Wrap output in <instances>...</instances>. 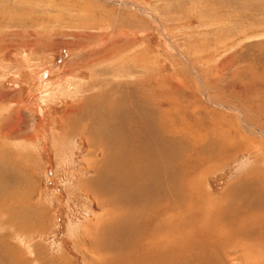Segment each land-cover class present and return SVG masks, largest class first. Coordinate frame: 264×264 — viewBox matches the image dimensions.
Masks as SVG:
<instances>
[{"label":"rangeland","instance_id":"obj_1","mask_svg":"<svg viewBox=\"0 0 264 264\" xmlns=\"http://www.w3.org/2000/svg\"><path fill=\"white\" fill-rule=\"evenodd\" d=\"M145 77L151 86L148 91L155 93L150 102L143 97L145 86L142 92L136 86ZM92 78L97 85L91 88ZM106 87L114 92L109 93L111 104L124 91L126 96L121 98L129 99L132 107L110 113V125L121 127L128 114L127 124L136 123L146 137L158 136L152 147L169 138L176 150L171 152L176 157L172 173L179 170L180 161L194 158L200 149L178 144L183 138L175 130L165 138L155 134L157 127H143L149 110L157 126L159 116L166 121L165 114L177 122L175 128L189 126L197 134H209L201 125L212 129L216 119L228 124L229 136L242 139L243 150L206 173H197L201 183L197 182L195 193L204 195L206 203L233 191L245 196L262 190L264 0H0V198L13 195L10 205L15 204V210L22 206L20 218L25 224L23 228L12 224L18 230L0 227V236L30 264L118 260L112 252L95 255L93 232L88 230L102 240L108 220L104 232L96 231L97 224L108 212L106 206L110 207L107 192L112 189L107 180L103 178L106 186L101 183L102 188L94 191L96 163L105 158V149L100 139L91 143L90 136L95 131L90 127H97L103 117L97 113L103 111L107 117L111 105L107 102L104 107L105 102L96 97ZM159 99L162 104L157 107L153 101ZM71 120L77 126L67 133ZM111 135L106 146L121 142L120 136ZM140 136L141 132L131 133L126 151L139 149ZM22 196H26L24 202ZM212 205L205 209L213 216L220 212L227 222L248 209L246 205ZM30 219H38L35 229L30 228ZM223 236L232 240L228 233ZM116 239L110 232L102 241L115 245ZM219 256V264H245L234 251ZM9 261L0 255V264Z\"/></svg>","mask_w":264,"mask_h":264},{"label":"bare ground","instance_id":"obj_2","mask_svg":"<svg viewBox=\"0 0 264 264\" xmlns=\"http://www.w3.org/2000/svg\"><path fill=\"white\" fill-rule=\"evenodd\" d=\"M92 82L94 83L91 85V88L97 85L93 78ZM136 86H138V90L141 92L143 91L141 87L145 86L147 92H143L145 94L143 97L145 99L147 98L150 102L152 100V93H155H151L152 90L148 91L150 85L147 77L137 80ZM109 91L110 87H106L102 95H96L97 98L100 97L99 99L102 103L105 102L104 107L109 105L107 102L111 104L109 93H112L113 90ZM116 93H119V91H116ZM123 93L124 91H122L120 97L116 96L115 99H112L113 103L106 109L108 113L106 115L107 117L103 115L105 113L102 114L103 111L98 112V118L101 116L103 117L97 121V127H90L95 129L90 135L92 137L91 143H97L96 139H100L101 146L105 149V158L96 163L99 165V168L96 179L97 185L94 191L97 192V190L102 188L101 183L103 186H106L104 183L105 180L111 185L110 188L112 189L107 192V197H109V199L106 203L109 204L110 207L106 206L108 212H106L104 218L98 220L97 225H99V227L96 231L104 232L102 227L104 226V222L108 220L105 224L106 232L102 234V240H104L105 236L110 232L112 236L114 233V237L117 238L114 240L116 242L115 245H108L102 240H97L100 235H96L93 229L87 228L91 233L93 232L92 249L95 255H109L111 252L112 254H117L118 260L113 259L109 262H102L104 264H219V261L222 260L219 256L220 252L226 253L234 251V253L241 255L240 260L245 264H264V218L261 216V212H263L262 207H264V178L260 183L262 190L260 189L261 191L255 194H250V192L247 191L249 194L243 196L233 191L229 195H223L219 200H215V198V201L206 203L204 201V195L200 197V195L195 193L196 186H199L198 183H201V178L196 180L198 176L197 173L199 171L206 173V171L210 170L212 167L232 157L233 153H238L243 150L244 146L242 139L229 136V134L232 133H229L226 129L228 124L223 121H216V119V122H213L214 125H212V127H214L212 129L206 128L204 124H199L204 131L209 134H197V131H192L189 126H183V128L179 126L180 128H175L177 122H174L175 120L170 119V117L166 118L165 114L163 117L166 121L164 122L163 118L159 116L160 126H157L158 120L155 114L151 117L152 114L149 110L148 113L143 116V121L146 123V125L143 124V127H157L158 130L155 134L157 133L159 136L165 135V138L167 134L175 130L178 138H183V141H178V144L184 143L188 148L191 149L192 147L194 151L195 149H200L199 152H195L196 156L194 158L182 162L180 161L179 170L176 171L175 169V172L172 173L170 169L174 166L173 161L176 157L173 158V156H171V152L174 153L175 149L169 144L171 142L169 138L165 139V142L160 144V146L152 147L154 139L158 138V136H153L155 138L146 137L139 128L135 127L138 126L136 123H134L135 125L131 123L127 124V118L130 116L128 114L122 119L121 127H112L110 125V121L107 119L110 113L114 114L117 108L122 110L126 108L127 105L131 107V101L129 99L121 98L122 96H126ZM123 99H126V105ZM163 99L165 100V97ZM153 104L160 107L162 102L159 99L153 101ZM253 109H255V107H253ZM175 110H177V108ZM262 111V117H264V108H262ZM247 115H250V117L252 116L250 108L249 110L247 109ZM74 117L75 116H73V118ZM132 117H134V115ZM262 124L264 125V123ZM76 126L75 121L71 120L66 124L67 130L65 129V131L70 133L71 130L69 129H74ZM224 131H226V133H221ZM112 132L116 137H121V142L119 141L118 143L116 142L117 144L106 146L108 145L106 138L109 134L111 138ZM133 132H141V145H138L139 149L134 146L133 148L131 147V150L126 151V142L132 139L130 135ZM127 136L129 139L124 140ZM210 136L215 137V139L208 141ZM182 150L186 151L183 147ZM139 151L141 153H139ZM166 152H170L171 154L167 155ZM113 157L118 158L114 159ZM11 160L15 159L13 158ZM169 171L172 174L170 173V175H168ZM260 177L261 176H258L256 178ZM204 181L206 180L204 179ZM86 187L88 189L92 188L91 183L89 182ZM200 189L202 190V188ZM3 192H5L4 189ZM4 197L6 196L2 195L0 198V227L8 225L10 228L18 230L17 227L12 225L17 222V224L21 225L23 228L25 224H21L22 219L20 218L23 215L22 206L18 205V209L15 210L12 208L15 204H13L14 206L10 205L13 200V195H9L10 198ZM224 199H227L226 203ZM21 200L24 202L26 196H22ZM212 204H233L240 208L246 205L248 209L247 212H243L244 215L240 217L235 216V220L227 222L220 212L215 211L218 214L213 216V212L209 211V208L205 209V207L213 206ZM252 204L256 209L253 208ZM249 210L251 213H254L250 214ZM29 222L30 228L35 229L34 225L37 226L38 219H30ZM231 227H233V229ZM229 228L232 232L229 231ZM223 233L230 234V237L233 233L232 235L236 240H233L231 237L232 240L227 241V237H224ZM219 238L220 240H218ZM242 238L244 240H242ZM3 240H6L5 237L0 236L1 257L2 254L6 256V258L10 260L9 264H30L29 261L31 260L26 257H20V254H18L19 251L18 253H16L17 251H13L15 248L14 244H9V240ZM33 251H35V249ZM95 257L96 256H94V258ZM99 262L100 260H92L91 264H100ZM37 263L39 264V260H37ZM64 263L66 264V262Z\"/></svg>","mask_w":264,"mask_h":264}]
</instances>
